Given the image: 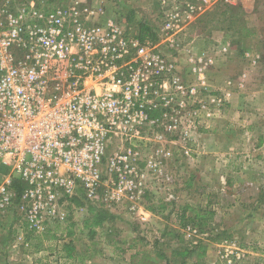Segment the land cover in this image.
Returning <instances> with one entry per match:
<instances>
[{"label": "rangeland", "instance_id": "374dc122", "mask_svg": "<svg viewBox=\"0 0 264 264\" xmlns=\"http://www.w3.org/2000/svg\"><path fill=\"white\" fill-rule=\"evenodd\" d=\"M166 1L105 0L91 18L150 40L164 37L166 8L194 6L164 50L196 89L179 127L186 134L164 132L147 149L163 146L166 155L161 173L146 171L140 209L130 199L68 198L65 221L29 230L14 207L0 222V264H264V0ZM29 2L43 11L102 8L96 0H0V9ZM198 58L203 83L190 70Z\"/></svg>", "mask_w": 264, "mask_h": 264}, {"label": "built area", "instance_id": "2783aa9c", "mask_svg": "<svg viewBox=\"0 0 264 264\" xmlns=\"http://www.w3.org/2000/svg\"><path fill=\"white\" fill-rule=\"evenodd\" d=\"M193 10L166 8L164 37L141 41L112 19L91 24L104 12L92 5L0 9V222L16 207L29 230H42L65 221L75 197L140 209L146 171L161 173L166 155L147 149L164 132L186 134L179 127L196 89L164 50ZM191 64L203 83L200 59Z\"/></svg>", "mask_w": 264, "mask_h": 264}, {"label": "crops", "instance_id": "0c3cea01", "mask_svg": "<svg viewBox=\"0 0 264 264\" xmlns=\"http://www.w3.org/2000/svg\"><path fill=\"white\" fill-rule=\"evenodd\" d=\"M96 1H97V3H100L101 4L100 6H102L103 11H105V8H104V2H105V0H96ZM158 2L160 4L159 6H161V0H158ZM106 6H107L106 8L108 9L109 5H106Z\"/></svg>", "mask_w": 264, "mask_h": 264}, {"label": "trees", "instance_id": "16d2710c", "mask_svg": "<svg viewBox=\"0 0 264 264\" xmlns=\"http://www.w3.org/2000/svg\"><path fill=\"white\" fill-rule=\"evenodd\" d=\"M141 41L142 40H144V37H138ZM151 41H155L156 39H157V37H156V35H155V33L154 34H152L151 33V37H148ZM69 250H71L70 248H69ZM70 254V253H69Z\"/></svg>", "mask_w": 264, "mask_h": 264}]
</instances>
